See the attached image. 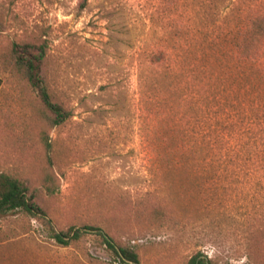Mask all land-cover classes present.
I'll return each mask as SVG.
<instances>
[{"label": "rangeland", "instance_id": "rangeland-1", "mask_svg": "<svg viewBox=\"0 0 264 264\" xmlns=\"http://www.w3.org/2000/svg\"><path fill=\"white\" fill-rule=\"evenodd\" d=\"M256 11L264 0H0V175L23 181L57 231L99 227L140 264H187L198 253L264 264V54L245 64L232 49ZM25 44L43 48L48 92L70 113L58 126L16 63L13 47ZM198 44L240 115L234 164L222 149L215 189L212 174L167 169L166 159L158 169L146 145L205 134L192 133L186 108L185 131L173 128L175 61ZM158 49L169 56L151 63ZM146 192L165 197L161 222ZM176 210L185 229L169 220ZM51 236L41 219L0 215V264H121L93 233L67 247Z\"/></svg>", "mask_w": 264, "mask_h": 264}, {"label": "trees", "instance_id": "trees-1", "mask_svg": "<svg viewBox=\"0 0 264 264\" xmlns=\"http://www.w3.org/2000/svg\"><path fill=\"white\" fill-rule=\"evenodd\" d=\"M247 20L245 26L235 32L236 38L232 45V49L237 52L245 64L256 62L264 54V13L256 11ZM194 46L196 49L188 52L184 57H178L180 60L175 61L178 80L176 83L178 93L176 116L179 119L177 123L176 121L173 122V128L178 133L185 131L183 129L182 132L181 128L186 108L190 109V114L194 117V123H191L192 133L196 131L194 127L201 126L196 134L202 135L203 132L205 134L200 139L196 136H190L189 139L180 138L173 144H164V141L147 139L146 145L154 156V163L159 167L158 169H163V161L166 159L167 169L171 167L174 170L192 168L197 174H201V172L212 174L211 177L206 178V183H210L211 187L215 189L219 181L217 172L221 165L222 149H225L227 154V165L232 166L234 164V147L232 144L236 140L237 131L241 128L236 122L240 115L237 116V119L233 116L237 101L234 100L233 96L231 97L233 99L226 96L228 92L229 96L233 92L226 90L217 64L215 61L211 62L206 59L209 48L206 49L201 44ZM13 53L16 63L24 69L31 88L52 115L50 118L51 125L58 126L64 123L69 118L70 113L62 104L55 102L48 92L42 74L43 48H36L30 44L14 45ZM168 56L167 50L158 49L150 55V62L161 64L166 61ZM183 108L184 110H182ZM224 135L226 136L224 137ZM45 191L48 195L54 193L53 189L48 186L45 187ZM165 200V197L158 196L154 192H146L142 197L145 205L151 203L156 205L153 214L159 222L166 216L167 211L163 204ZM15 211H21L33 218L43 220L52 233V239L63 247L80 240L84 235L93 233L100 237L102 244L117 257L121 264H140L139 256L134 250L119 246L112 237L99 227L85 225L81 228L72 227L65 232L57 231L53 227L50 217L34 200V196L29 193L26 184L21 180L2 174L0 175V215H7ZM172 214L174 216L169 219L171 223L185 229L187 224L181 222L186 216L177 210L175 214L172 211ZM186 221L189 222V218H186ZM212 225L214 224L212 223ZM187 264H212V262L198 253L192 256Z\"/></svg>", "mask_w": 264, "mask_h": 264}]
</instances>
